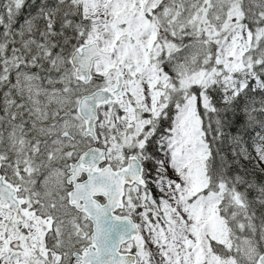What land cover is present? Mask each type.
Listing matches in <instances>:
<instances>
[{
    "label": "snow or ice",
    "instance_id": "6c2138e0",
    "mask_svg": "<svg viewBox=\"0 0 264 264\" xmlns=\"http://www.w3.org/2000/svg\"><path fill=\"white\" fill-rule=\"evenodd\" d=\"M0 264H264V0H0Z\"/></svg>",
    "mask_w": 264,
    "mask_h": 264
}]
</instances>
